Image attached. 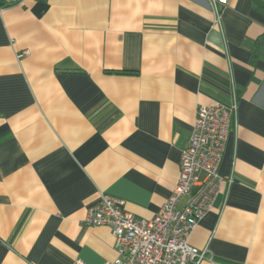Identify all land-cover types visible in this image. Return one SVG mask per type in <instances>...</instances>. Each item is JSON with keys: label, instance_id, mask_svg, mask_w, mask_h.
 I'll return each mask as SVG.
<instances>
[{"label": "crops", "instance_id": "crops-1", "mask_svg": "<svg viewBox=\"0 0 264 264\" xmlns=\"http://www.w3.org/2000/svg\"><path fill=\"white\" fill-rule=\"evenodd\" d=\"M234 93L220 191L187 240L199 264H264V0H228L220 24L208 0L1 8L0 264L114 260L86 210L108 194L153 217L198 106Z\"/></svg>", "mask_w": 264, "mask_h": 264}, {"label": "built area", "instance_id": "built-area-1", "mask_svg": "<svg viewBox=\"0 0 264 264\" xmlns=\"http://www.w3.org/2000/svg\"><path fill=\"white\" fill-rule=\"evenodd\" d=\"M20 1L0 0V9ZM227 2L208 0L215 23L220 24L221 8ZM233 97L229 106L218 102L198 106L180 153L178 181L153 217H136L124 209L123 200L108 194H101L97 205L86 210L83 226L107 225L114 237L116 258L103 264H199L205 259L206 251L187 240L220 191L219 165L236 112L235 93ZM182 197L187 201L178 208ZM72 264L87 263L76 259Z\"/></svg>", "mask_w": 264, "mask_h": 264}, {"label": "water", "instance_id": "water-1", "mask_svg": "<svg viewBox=\"0 0 264 264\" xmlns=\"http://www.w3.org/2000/svg\"><path fill=\"white\" fill-rule=\"evenodd\" d=\"M196 191V188L194 189V192Z\"/></svg>", "mask_w": 264, "mask_h": 264}]
</instances>
